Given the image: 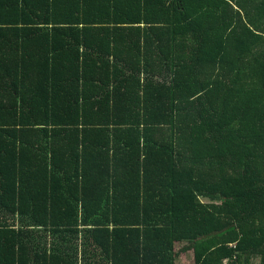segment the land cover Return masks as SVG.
<instances>
[{"label": "trees", "instance_id": "16d2710c", "mask_svg": "<svg viewBox=\"0 0 264 264\" xmlns=\"http://www.w3.org/2000/svg\"><path fill=\"white\" fill-rule=\"evenodd\" d=\"M188 253L264 264V0H0V264Z\"/></svg>", "mask_w": 264, "mask_h": 264}, {"label": "rangeland", "instance_id": "374dc122", "mask_svg": "<svg viewBox=\"0 0 264 264\" xmlns=\"http://www.w3.org/2000/svg\"><path fill=\"white\" fill-rule=\"evenodd\" d=\"M206 202V200H204ZM186 257H183L180 259V262L178 264H191L192 262V256L188 253L185 255Z\"/></svg>", "mask_w": 264, "mask_h": 264}]
</instances>
